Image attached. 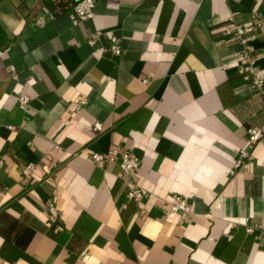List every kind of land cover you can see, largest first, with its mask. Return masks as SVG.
<instances>
[{
    "label": "crops",
    "instance_id": "0c3cea01",
    "mask_svg": "<svg viewBox=\"0 0 264 264\" xmlns=\"http://www.w3.org/2000/svg\"><path fill=\"white\" fill-rule=\"evenodd\" d=\"M74 2L39 27L33 0H0V264H264V138L235 168L248 130L264 132V95L224 41L232 16L258 13L264 74V0H96L89 24ZM112 148L139 161L142 202L117 162L92 163ZM175 195L187 222L167 216Z\"/></svg>",
    "mask_w": 264,
    "mask_h": 264
},
{
    "label": "built area",
    "instance_id": "2783aa9c",
    "mask_svg": "<svg viewBox=\"0 0 264 264\" xmlns=\"http://www.w3.org/2000/svg\"><path fill=\"white\" fill-rule=\"evenodd\" d=\"M33 1L40 8L41 14L36 22L39 27H45L47 23L54 20L62 11L59 4H61L63 0ZM71 8L78 21L89 24L95 18L96 0H75ZM230 22L231 24L226 31L224 41L226 43H238L241 45L238 58L239 69L242 73L243 80L253 87L258 95H264V74L258 65L257 56L252 48V43L257 38V33L261 27V16L258 13L253 14L250 26L238 23L234 16L231 17ZM101 34L100 31H96L93 34V37L88 40V44L94 46ZM108 52L114 59L121 57L123 54L120 39L114 33L110 35ZM19 102L22 106H26L30 102V99L28 97H21ZM84 104L85 100H81L78 107H82ZM95 129L96 131H101V124L96 123ZM248 137L249 147L240 151L235 164L236 169H240L244 166L245 161L249 159L251 155L252 148L263 140L264 132L260 127H251L248 130ZM90 159L95 165L103 164L105 162H117L120 166V176L127 184L128 199L138 203L143 201L145 194L144 189L136 182L134 176L140 168V163L128 150L112 148L105 154L93 153L90 156ZM22 176L30 184L38 181L35 164L26 163L22 169ZM192 214V204L188 197L181 195L173 196L170 202V209L167 213L168 217L178 218L182 222H187ZM59 216V210L56 204L53 202L49 203V224L56 226L57 230H62Z\"/></svg>",
    "mask_w": 264,
    "mask_h": 264
}]
</instances>
